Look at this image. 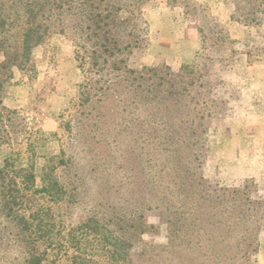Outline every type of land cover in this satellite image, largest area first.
<instances>
[{
	"label": "rangeland",
	"instance_id": "obj_1",
	"mask_svg": "<svg viewBox=\"0 0 264 264\" xmlns=\"http://www.w3.org/2000/svg\"><path fill=\"white\" fill-rule=\"evenodd\" d=\"M38 2L0 0V264H28L34 253L44 264H171L170 240L180 227L169 220V199L181 214L201 206L224 211L235 189L264 200V32L247 28L245 38L234 40L228 25L198 0H135L146 36L130 55V67L164 66L194 76V115H203L202 131L191 142L177 146L174 132L166 139L171 145H158L166 141L162 133L153 142L144 128L120 132L114 115L83 120L75 101L83 75L72 36L60 26L44 32L19 68L30 18L24 12ZM219 2L235 5L233 20L264 29V0ZM46 164L55 166L51 178L63 192L58 202L36 191ZM24 170L34 175L31 189L24 188ZM98 202H108L107 208ZM118 202L125 204L118 211L145 215L146 231L126 233L128 254L116 262L109 249L111 236L121 233L117 226L106 227L111 235L88 224ZM257 219L252 259L264 264L263 210ZM218 225L227 228L225 220ZM209 227L204 223L202 230ZM187 248L174 247L178 264L188 262ZM209 250L192 249L191 263L212 264L204 255Z\"/></svg>",
	"mask_w": 264,
	"mask_h": 264
},
{
	"label": "trees",
	"instance_id": "obj_2",
	"mask_svg": "<svg viewBox=\"0 0 264 264\" xmlns=\"http://www.w3.org/2000/svg\"><path fill=\"white\" fill-rule=\"evenodd\" d=\"M134 2L135 0H41L37 5H29L24 12L30 16L27 22L29 26L22 35L18 66L25 68L32 48L40 44L44 32L56 24L61 27V31L69 32L75 45V59L83 75L82 81L77 85L75 101L82 108L83 120L111 114L117 118L113 128L120 132L127 133L136 127L144 128L153 142L161 138L158 137L161 136L160 133L166 140L175 132L180 135L177 146H184L202 131H199L198 120L203 115L195 116V108L192 106L196 103L192 96L194 76L183 72L174 73L164 66L143 69L130 67V55L135 48L144 44L146 36L144 18L136 10ZM122 11H125L126 17L121 16ZM13 21L15 20L12 23ZM156 144L171 145L172 142L166 140ZM54 168L55 166L45 165L44 185L36 191L46 193L51 202H58L63 192L51 178ZM24 171V188L31 189L32 184L28 179L34 175L28 170ZM232 191L234 196L228 199L229 204L224 211L204 212L205 208L201 206L195 214H181L177 210L173 211L177 201L168 200V210L173 212L169 214V220L172 225L180 227L178 234L170 240L173 245L171 264H178L179 255L174 247L180 244L188 247L186 264L194 261L191 255L194 248H210L204 255L211 258L212 264L217 261L222 264H253L252 258L258 246L256 229L260 224L257 217L264 211V200L252 198L243 189ZM160 202L164 205V201ZM107 203L98 202V206L103 210L107 208ZM110 206L112 211H102V217L92 215L89 218L92 223L88 227H101L102 232L113 235L114 232L106 227L117 226L121 233L111 236L109 251L111 257L118 262L128 254L127 247L131 239L125 237L126 233L130 229L146 231L142 227L146 221L145 215L118 211L117 209L125 206L121 202ZM204 214L209 217L203 218ZM23 220L25 225L29 223V218L23 217ZM224 220L227 228L221 231L218 223ZM204 223L210 225L209 229L202 230ZM182 236L184 239L178 240L180 244L175 243L177 240H174ZM43 260L42 256L35 253L27 259L28 264H44ZM199 263L202 264L201 261Z\"/></svg>",
	"mask_w": 264,
	"mask_h": 264
},
{
	"label": "crops",
	"instance_id": "obj_3",
	"mask_svg": "<svg viewBox=\"0 0 264 264\" xmlns=\"http://www.w3.org/2000/svg\"><path fill=\"white\" fill-rule=\"evenodd\" d=\"M200 2H206L208 5L212 8V10L216 13V17H218L221 22H225L228 25L229 28V35L232 39L240 41L242 38H245L247 36L248 29H253V33H257L258 31L264 32L263 27L262 28H255L254 26H249L238 22L236 20H233L232 15L233 11L235 9V5L233 4V7L229 5L228 3H221L219 0H198ZM227 10V14L222 16L223 10ZM248 28V29H247ZM258 38V36H256ZM239 46H244L242 43H239ZM243 48V47H242ZM241 55H245L246 59L245 62L247 63V55L243 52H241ZM241 63V59H239ZM238 62V63H239Z\"/></svg>",
	"mask_w": 264,
	"mask_h": 264
}]
</instances>
